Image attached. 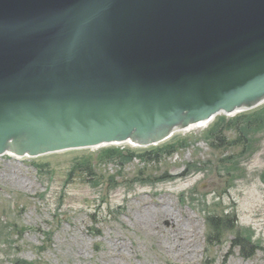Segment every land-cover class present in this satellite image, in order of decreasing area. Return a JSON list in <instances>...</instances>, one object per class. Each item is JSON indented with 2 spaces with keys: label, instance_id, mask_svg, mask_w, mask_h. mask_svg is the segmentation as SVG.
<instances>
[{
  "label": "water",
  "instance_id": "1",
  "mask_svg": "<svg viewBox=\"0 0 264 264\" xmlns=\"http://www.w3.org/2000/svg\"><path fill=\"white\" fill-rule=\"evenodd\" d=\"M263 102L264 0H0V154L152 146Z\"/></svg>",
  "mask_w": 264,
  "mask_h": 264
},
{
  "label": "rangeland",
  "instance_id": "2",
  "mask_svg": "<svg viewBox=\"0 0 264 264\" xmlns=\"http://www.w3.org/2000/svg\"><path fill=\"white\" fill-rule=\"evenodd\" d=\"M255 138L247 152L235 136L226 152L207 132L182 133L166 142L188 145L173 155L122 166L102 163L104 148L0 156V264H264V130ZM86 156L95 179L71 175ZM209 215L235 228L209 242ZM237 235L253 239V257L232 247Z\"/></svg>",
  "mask_w": 264,
  "mask_h": 264
},
{
  "label": "trees",
  "instance_id": "3",
  "mask_svg": "<svg viewBox=\"0 0 264 264\" xmlns=\"http://www.w3.org/2000/svg\"><path fill=\"white\" fill-rule=\"evenodd\" d=\"M240 123V125L233 127L234 130H230L231 126L234 124ZM264 130V107H261L257 110L248 112L246 114L240 115L237 118L229 119L225 116L218 117L214 124L207 132V139L209 144L214 148L226 149V152L229 151L230 146L237 145L234 142L235 136H237L238 144L242 141H245L243 144H246L248 149L247 152H250L253 149L254 144L258 140L255 138L256 134ZM228 132H233L234 136L230 137ZM186 144L182 142L179 144L176 143H166L159 147H154L151 150L145 151L142 154H137L132 151H122L119 148L111 147L99 151L101 154L100 160L102 163L106 161L119 164V166L124 165L127 162H133L136 158H140L141 162L151 163L158 161L159 158L165 155H173L174 153L185 148ZM232 158V157H231ZM42 168L47 167V165H42ZM95 164H93L90 156L81 157L76 159L74 166L71 169V175L73 173H89L87 177L95 179ZM229 217L223 218L222 216L209 215L208 225L211 230L209 240L210 242H215L218 235L223 234L227 230L234 229L235 227L230 226ZM237 221V219H235ZM252 238L250 236L245 237L244 235H237L235 240L232 243L233 248H239L243 256L246 258L253 257L257 251L258 247H253L252 251L247 250V245L252 243ZM218 241V240H217Z\"/></svg>",
  "mask_w": 264,
  "mask_h": 264
},
{
  "label": "bare ground",
  "instance_id": "4",
  "mask_svg": "<svg viewBox=\"0 0 264 264\" xmlns=\"http://www.w3.org/2000/svg\"><path fill=\"white\" fill-rule=\"evenodd\" d=\"M12 156V155H11ZM17 156V155H16ZM16 158H23V157H21V156H19V157H16Z\"/></svg>",
  "mask_w": 264,
  "mask_h": 264
}]
</instances>
